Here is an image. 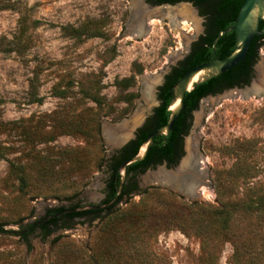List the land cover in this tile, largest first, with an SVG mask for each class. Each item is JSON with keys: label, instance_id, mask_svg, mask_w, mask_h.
Listing matches in <instances>:
<instances>
[{"label": "rangeland", "instance_id": "rangeland-1", "mask_svg": "<svg viewBox=\"0 0 264 264\" xmlns=\"http://www.w3.org/2000/svg\"><path fill=\"white\" fill-rule=\"evenodd\" d=\"M133 6L132 0H0V143L10 147L0 158L5 231L25 228L49 209L104 204L107 161L115 153L105 131L130 136L153 112L155 76L202 27L195 10L179 4L188 12L150 10L140 33L129 21ZM258 49L247 88L208 96L189 116L181 160L195 156L204 176L195 195L161 186V166L136 173L135 190L110 216L75 219L72 229H53L44 239L34 231L26 236L30 251L19 237L0 234V264H90L89 249L102 240L116 243L128 264H231L234 246L246 261L256 256L249 264H264V209L257 227L232 211L248 195L264 196V43ZM51 130L55 140L47 141ZM8 160L24 166L27 185L9 175ZM214 210L224 214L213 219ZM199 223L206 226L202 234L194 232ZM57 238L79 252L70 243L53 246Z\"/></svg>", "mask_w": 264, "mask_h": 264}, {"label": "trees", "instance_id": "trees-1", "mask_svg": "<svg viewBox=\"0 0 264 264\" xmlns=\"http://www.w3.org/2000/svg\"><path fill=\"white\" fill-rule=\"evenodd\" d=\"M206 0H198V2H202ZM244 0H219L217 3H214V6H212V12H210V18H208L209 23H211L212 26L216 28V32H220L222 30L227 29L228 27L232 26L235 20V17L237 15L238 9L240 8L241 4ZM225 12H228L227 16H223ZM264 24V21L260 24V29L262 28ZM213 36L212 38H214ZM210 38L209 41H204L202 43L201 49H199L196 52L195 58L188 68H192L196 65H198L202 60H204V55L206 52V46L211 45V41L213 40ZM234 38L235 34L234 32H230L227 34L222 35L216 42L211 51L214 50V47L216 48L215 53L216 56L220 58H224L228 56L232 51L234 47ZM256 39V41H255ZM262 37H254L253 40L250 43V46L247 50V53L243 59L242 62H240L237 66L232 68L231 70L225 72L223 75L218 76L216 78L210 79L208 81H205L199 85H196V87L191 90L190 92L186 93L184 103L186 105V108L184 111L179 115L178 119L175 121L173 125V130L165 137H156L153 139V144L149 148L146 157L143 161L137 162L129 165L126 169V175H130V178L127 180V183H125L122 187V192L119 197V200L117 204L121 201L123 196L129 195L131 192L135 190V184L133 179L131 178L133 175L136 174V172H143L148 165H150L152 162H156L157 160H160L161 158H168L171 149L172 144L175 139L176 133L184 129L185 120L189 116L190 111H192L195 106L198 99L204 95L206 89L213 84L219 77H226V79L229 82H234V80L240 79L241 76L246 75L250 71V67L252 63L254 62L256 55H257V48H259L264 42L260 41ZM160 99L162 101V104L157 107L154 110L153 116L147 120L145 125L138 130L136 140L131 141L126 146H124L119 152L114 153L109 160L107 161V173L108 177L105 184V190L107 192V197L104 200L103 203H106L110 201V199L114 198L120 176L118 173L119 166L123 163V161L129 159L133 155L136 154L139 146L144 141L145 137L154 131L155 129L161 127L166 123L169 112L167 110V105L169 103V96L161 95ZM179 123V124H178ZM179 126H178V125ZM5 124L0 123V130L4 127ZM95 133L98 134V128L95 127ZM78 134H89L88 130H84L81 128H76V130H73ZM52 130L47 134V141H54L55 137L52 134ZM61 135V134H60ZM10 147L3 146L0 143V158L4 159L5 151L9 150ZM70 163H72V160L69 159ZM74 163H77L75 161ZM9 164V175L13 178H15L18 183L23 187L27 185L28 176L24 173V166L20 164H17L14 160H8ZM252 168L247 165L246 171H250ZM252 178V177H246L245 180ZM248 183H250L248 181ZM154 189V188H151ZM254 190V184L250 187L249 192H252ZM218 193V192H217ZM78 206H73L70 208H76ZM115 205L110 206L108 208H105L103 210H87L82 211L78 213H64L57 217L45 219L49 215H53L58 213L59 211L65 209V208H54L49 209L46 214L36 220L35 222L29 224L25 228H20L17 231H5L3 229V224H0V234H9L14 237H19L21 239L26 247L27 251H30L31 245L27 240V237L29 234H31L34 231H39L40 237L42 239L46 238L50 233L53 232V229H72L73 223L75 219H82L88 216H93L94 218H98L100 213H105L107 216L112 215L113 209ZM264 209V196H260L258 194H251L247 196L245 200H242L241 202L234 203L232 206V211L241 210L246 215V217L250 220L249 226L257 227L259 224V220L261 215L263 214ZM224 213L221 210H214L211 212L210 217L213 219H217L221 217ZM127 225L131 224L130 217H126ZM129 220V221H128ZM226 223V222H225ZM228 224V223H227ZM227 224H224L222 227L223 233H228V227ZM206 226L199 223L194 228V232L202 234L205 232ZM181 229H185L181 227ZM225 231V232H224ZM108 235L110 236L111 233L108 232ZM129 242V241H128ZM54 246H60L63 245V247H66L67 245H70V242H60V238L55 239L53 242H51ZM70 243V244H69ZM73 246L74 252H79V248L75 246L74 244H71ZM116 243H109L106 240H102L101 242H97L92 248L89 249V253L85 258V261L87 263V260L90 264H128L127 262H124L123 258H121L120 252H119V246ZM208 247V241L206 237L202 236L201 238V248L203 250H206ZM253 259H256V256H251L248 258V261L244 260V258L241 256V254L238 251V247L234 246L233 255L231 257V264H249L252 263ZM57 264H71L68 259H65L62 263Z\"/></svg>", "mask_w": 264, "mask_h": 264}, {"label": "water", "instance_id": "water-1", "mask_svg": "<svg viewBox=\"0 0 264 264\" xmlns=\"http://www.w3.org/2000/svg\"><path fill=\"white\" fill-rule=\"evenodd\" d=\"M132 2L138 4L140 8L137 11L139 14L138 16H135L134 10L130 8L129 21L131 27L134 29H140L139 26L141 25L145 28V26L147 25L146 18L151 15V13L149 14V9L145 6L143 0H132ZM156 11H154L152 14H157ZM200 20L202 21V18H200ZM262 21H264V0H244L240 8L238 9L233 25L225 30L220 31L215 38L216 42L222 35L234 32L235 38L233 51L224 58L214 59L191 68L190 70L185 72L181 76V78L173 85L171 100L167 106L169 115L166 123L149 133L145 137L142 144L139 146L136 154L123 161V163L119 166L118 173L120 176V180L114 198L110 199V201L102 205H86L76 208H65L56 214L47 216L45 219L54 218L64 213H78L87 210H103L110 206L116 205L121 195L123 184L125 182L127 167L136 163V161L140 162L144 160L149 148L153 144L154 138L165 137L168 135L173 127L174 122L177 120L184 109V100L186 93L193 90L196 85H199L205 81L224 74L243 61L252 39L256 36H261L264 33V26L259 29L260 23ZM200 32L201 27L199 26L196 29L197 35ZM140 33H142V29H140ZM187 40H189L187 43L188 46L193 40H191V38H188ZM180 59L181 58H179V60ZM168 70V67H166L163 72H160L157 76H155L156 81L154 85H156L157 87L160 86L163 81V77L168 72ZM156 86H152L149 91H157ZM250 92H255L257 95L262 94L253 89H251ZM156 106H158V102ZM150 115H152V113L149 112L144 115V119L137 123V126L134 127V131L130 136L117 137L113 135V133L105 131L103 135L104 140L113 149V151H119L134 139V134L137 128H140L143 125L142 123H144ZM118 127L119 129H122L121 125H119ZM159 172V178L163 181V183H161V186L169 187L189 197L195 195V187L204 179V176H202L200 172L195 171L192 177L194 180L193 181L191 178L192 175L189 174L187 169H184V166H180L179 170L166 172L160 169Z\"/></svg>", "mask_w": 264, "mask_h": 264}, {"label": "flooded vegetation", "instance_id": "flooded-vegetation-1", "mask_svg": "<svg viewBox=\"0 0 264 264\" xmlns=\"http://www.w3.org/2000/svg\"><path fill=\"white\" fill-rule=\"evenodd\" d=\"M218 1L219 0H206V1H202V2H198V0H143L145 6L148 7L149 11L155 8L157 10V11L155 10L157 13H162V14H169V11L166 9V7H173V6L179 7V4H187L190 6V8L195 10L197 15H199L202 18V27H201V32L198 34V36L195 39H193V41L188 46H186V48L182 54H179V51H178L179 47L175 48V51H178L177 59L175 60L174 64H171L168 67L169 70L164 75L162 83L160 84V86L157 87L155 98H156V101L158 102V106H156L153 109L152 115H150L145 120V122L142 123L143 125L140 128H137V130L134 134V139L131 141L136 140L138 130L141 129L145 125V123L147 122V120L149 118H151V116H153L154 110L162 104V101L160 99L161 95L166 94L167 96H169V103H170L173 85L181 78V76L185 72H187L188 70L191 69V68H188L189 65L192 63L190 61H193V59L195 58L196 52L199 49H201L202 43L204 41H209L210 38L215 36L214 38H212L213 40L211 41L212 42L211 45L206 46V48H205L206 52H205V55L203 58L204 60H202V62H200L198 65L204 64V63L209 62V61L214 60V59H221L220 57L216 56V53H215L216 48L215 47H214V50L211 51V49L215 45V38L219 32L217 33L216 28L214 26H212L211 23H209V21H208V18H210L209 14H210V12H212L211 8H212V6H214V3H217ZM135 6L137 7V9L140 8L137 4H135ZM179 12L183 13V12H188V11L179 7L178 13ZM227 14H228V12H225L223 14V16H227ZM263 26H264V24H263ZM259 29H260V26H259ZM257 37H262V39L260 41L264 42V33H263V35L257 36ZM255 41H256V39H255ZM258 50L259 49L257 48V53H258ZM256 57H257V55H256ZM179 58H181V59L179 60ZM255 60H256V58H255ZM255 60H254V62H255ZM254 62L252 63V65L250 67V71L246 75L241 76L240 79L234 80V82H232V83L229 82L226 79V77H219L213 84H211L206 89L204 95H202L198 99V101L196 102L195 108L192 111H190L189 116L194 110H196L200 101L203 100L204 98L208 97V96L215 95V94H217L223 90H230V89H234V88H237V89L247 88L250 85V83L253 79V76H254V71H253ZM198 65H196V66H198ZM196 66H194V67H196ZM185 108H186V105L184 103V109ZM184 109H183V111H184ZM189 116L185 120V124H184L185 126H184V129L181 131V133L180 134H179V132L176 133V136H175V139L173 141L172 149H171V153H170L169 157L168 158H161L160 160H157L156 162H152L150 165L147 166V168L145 170L161 166L162 170L167 172V171H172V170L173 171L179 170L180 166H184V169H187L189 174L192 175L191 178L193 177V174L195 173V171H197V172L201 171V169L199 168V166L196 162L195 156H193V157L188 156L185 160H183V161L181 160V158L183 156L182 138L187 133V129H188L187 124H188ZM172 130H173V127H172L170 132H172ZM119 151H116V152H119ZM196 165H197V169H196ZM136 173H140V172H136ZM129 178H130V175H128V176L126 175L124 184L127 183V180ZM192 180H193V178H192Z\"/></svg>", "mask_w": 264, "mask_h": 264}, {"label": "bare ground", "instance_id": "bare-ground-1", "mask_svg": "<svg viewBox=\"0 0 264 264\" xmlns=\"http://www.w3.org/2000/svg\"><path fill=\"white\" fill-rule=\"evenodd\" d=\"M133 4H136V3L133 2ZM137 5H138V4H137ZM138 6H139V5H138ZM131 9H132V8H131ZM132 10H134V12H135L134 15H135V16H138V15H139L138 12H137L139 9H137L136 6H133V9H132ZM195 78H196V77H195Z\"/></svg>", "mask_w": 264, "mask_h": 264}]
</instances>
